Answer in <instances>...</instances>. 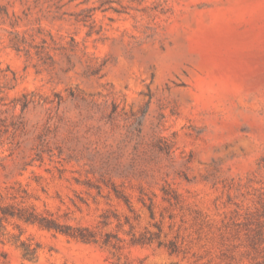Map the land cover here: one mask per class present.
I'll return each mask as SVG.
<instances>
[{
    "label": "rangeland",
    "instance_id": "obj_1",
    "mask_svg": "<svg viewBox=\"0 0 264 264\" xmlns=\"http://www.w3.org/2000/svg\"><path fill=\"white\" fill-rule=\"evenodd\" d=\"M0 204L98 239L0 264H264V0H0Z\"/></svg>",
    "mask_w": 264,
    "mask_h": 264
},
{
    "label": "trees",
    "instance_id": "obj_2",
    "mask_svg": "<svg viewBox=\"0 0 264 264\" xmlns=\"http://www.w3.org/2000/svg\"><path fill=\"white\" fill-rule=\"evenodd\" d=\"M9 215H17L19 218L38 224L40 227L54 231L55 233H61L67 236L68 238L84 241V242H97V238L92 230L83 226H73L71 224H62L59 223L54 218H48L46 216L38 215L34 212H27L23 210L16 211L10 206H4L0 204V235L6 236L7 240L11 239L7 237L6 224L5 221ZM4 240V237H3ZM18 246L21 248L24 259L29 261H37L39 257L40 245L38 243L32 242L30 239H16ZM160 244H164L160 242ZM174 243L170 246L171 249H174ZM175 250V249H174Z\"/></svg>",
    "mask_w": 264,
    "mask_h": 264
}]
</instances>
